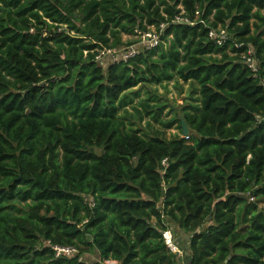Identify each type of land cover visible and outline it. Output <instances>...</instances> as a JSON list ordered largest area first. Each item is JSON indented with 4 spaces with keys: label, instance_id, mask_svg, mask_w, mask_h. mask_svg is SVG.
<instances>
[{
    "label": "trees",
    "instance_id": "1",
    "mask_svg": "<svg viewBox=\"0 0 264 264\" xmlns=\"http://www.w3.org/2000/svg\"><path fill=\"white\" fill-rule=\"evenodd\" d=\"M171 224L185 264H264V0H0V264H179Z\"/></svg>",
    "mask_w": 264,
    "mask_h": 264
},
{
    "label": "built area",
    "instance_id": "2",
    "mask_svg": "<svg viewBox=\"0 0 264 264\" xmlns=\"http://www.w3.org/2000/svg\"><path fill=\"white\" fill-rule=\"evenodd\" d=\"M177 21L183 22L184 20H182V18H177ZM210 38L216 40L218 44H223L228 39V36L225 30H222L219 34L216 33L215 31H212L210 33ZM160 39L161 38L158 35V33L150 32L142 37V40L139 44L128 47L124 50L108 51L106 53H103L101 57H99V60L105 62V65H108L109 63H115L121 60L127 61L130 58L135 57L144 49L151 50L153 48H156L160 43ZM108 55L111 56V59L106 60ZM245 59L251 71L253 73H257L258 64L252 56V51H249L248 56ZM186 138L189 137L187 136ZM163 239L171 252L179 256L183 255V251L179 248L177 241L174 237L173 231L170 228L166 229L163 232ZM52 249L55 251L56 257L58 258L61 257L71 258L78 254L77 249L72 247L52 246Z\"/></svg>",
    "mask_w": 264,
    "mask_h": 264
},
{
    "label": "rangeland",
    "instance_id": "3",
    "mask_svg": "<svg viewBox=\"0 0 264 264\" xmlns=\"http://www.w3.org/2000/svg\"><path fill=\"white\" fill-rule=\"evenodd\" d=\"M153 32H155V30ZM123 40L125 42L133 41V40L137 41V40H139V37L133 38V37H129V36H124ZM124 49L125 48H122V49H119V50H124ZM108 59H111V56L108 55L106 60H108ZM187 86L188 85H186V90L188 88ZM157 88H158L157 90H158V94L159 95H161L165 99H170V101H171L170 104H169L170 107L171 106L178 107V105L184 104V98H185V96H187V94L185 93L183 95H180L178 90L174 87V83H170L169 86L167 87V89H164L163 87H160V86H158ZM145 98H146V92L143 91L142 96H141L140 99L142 100V99H145ZM138 101H139V99H136V103ZM173 115H174L173 112H170V109L167 108L164 111V113H163V118H164V120L169 121L173 117ZM143 125H145V123ZM154 125L159 127L157 123H154ZM177 133H178V130L176 128L170 129V130L166 131V136L170 138V137H172L173 135H175ZM170 229L173 231L174 237H175L176 240H178L179 247L183 251V255L180 256L181 260H180L179 264H185L187 262L188 257H189V253H186L185 249L187 247L188 240L190 239V235L191 234L182 232L177 227H175V225H173V224L170 225ZM81 261H83L85 263H89V264L97 263L99 261V257L96 254V251H94L93 253H90L89 255H86V254L83 255L81 257ZM104 264H117V263L116 262H105Z\"/></svg>",
    "mask_w": 264,
    "mask_h": 264
},
{
    "label": "water",
    "instance_id": "4",
    "mask_svg": "<svg viewBox=\"0 0 264 264\" xmlns=\"http://www.w3.org/2000/svg\"><path fill=\"white\" fill-rule=\"evenodd\" d=\"M182 128H183V136L187 137L190 133V129L188 128L186 122L182 119ZM240 197L247 198V196L240 195Z\"/></svg>",
    "mask_w": 264,
    "mask_h": 264
},
{
    "label": "crops",
    "instance_id": "5",
    "mask_svg": "<svg viewBox=\"0 0 264 264\" xmlns=\"http://www.w3.org/2000/svg\"><path fill=\"white\" fill-rule=\"evenodd\" d=\"M189 241V240H188ZM96 254L98 255V257H99V261H100V254H99V252L98 251H96ZM86 255H89V254H86ZM98 261V262H99Z\"/></svg>",
    "mask_w": 264,
    "mask_h": 264
}]
</instances>
